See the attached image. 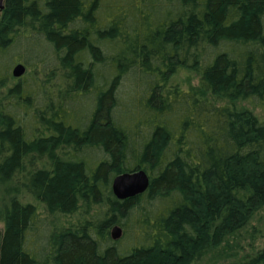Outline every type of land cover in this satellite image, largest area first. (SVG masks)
Returning a JSON list of instances; mask_svg holds the SVG:
<instances>
[{"label": "trees", "instance_id": "16d2710c", "mask_svg": "<svg viewBox=\"0 0 264 264\" xmlns=\"http://www.w3.org/2000/svg\"><path fill=\"white\" fill-rule=\"evenodd\" d=\"M121 2L2 1L0 264H264V0Z\"/></svg>", "mask_w": 264, "mask_h": 264}, {"label": "water", "instance_id": "95a60500", "mask_svg": "<svg viewBox=\"0 0 264 264\" xmlns=\"http://www.w3.org/2000/svg\"><path fill=\"white\" fill-rule=\"evenodd\" d=\"M1 1V0H0ZM1 9V5H0ZM25 73V68L21 64L16 65L12 70V76L19 78ZM149 185V180L144 171L124 173L115 177L112 181L111 191L118 200L133 198L145 192ZM111 238L116 241L120 239L122 232L118 226L111 229Z\"/></svg>", "mask_w": 264, "mask_h": 264}, {"label": "rangeland", "instance_id": "374dc122", "mask_svg": "<svg viewBox=\"0 0 264 264\" xmlns=\"http://www.w3.org/2000/svg\"><path fill=\"white\" fill-rule=\"evenodd\" d=\"M2 1H0V5L2 8ZM122 1L121 4H125L128 3L129 0H117ZM104 7H107L109 5L108 1H104ZM27 81L30 80L29 74L27 75ZM174 80L172 81H176L179 82L180 84L185 83L187 85V83L191 84V85H195L196 84V80L192 75H187L184 73H178L177 75H175ZM33 79V78H32ZM40 78H37L36 81L39 82ZM185 85V86H186ZM188 86V85H187ZM244 105V104H243ZM249 107L250 110L260 119L264 121V110L263 109H255L252 108L250 106H246ZM0 195H1V190H0ZM264 219H261L260 222H254V228L252 229H247L245 232H243V235L245 233H248L244 236V238L241 237V246H246V243H249V241L251 240V237L249 235H251V232L253 233L254 238H252V245L253 246H257V245H262L264 244ZM0 231H1V225H0ZM244 239V240H243ZM222 250H213L208 256L204 257L201 261H199L197 264H223L229 261V259H227L222 253Z\"/></svg>", "mask_w": 264, "mask_h": 264}]
</instances>
